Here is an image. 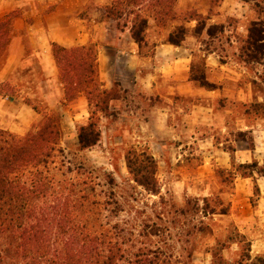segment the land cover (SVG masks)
<instances>
[{
  "label": "trees",
  "instance_id": "16d2710c",
  "mask_svg": "<svg viewBox=\"0 0 264 264\" xmlns=\"http://www.w3.org/2000/svg\"><path fill=\"white\" fill-rule=\"evenodd\" d=\"M206 1L207 16L196 8L181 10L180 0H111L105 7V15L119 30H129L140 49L150 43L152 21L161 28L178 23L168 35L167 43L181 47L190 33L187 23L196 22L192 31L195 37H201L206 29L210 37L219 29L223 31L218 25L207 28V21L219 12L224 0ZM240 1L250 4L257 0ZM14 16H19V12L0 20V62L12 40ZM259 25L255 22L250 26L242 47L248 61L257 60V52L264 45V27L260 29ZM51 49L63 86V101L74 103L82 96L87 99L91 115L79 127L78 141L81 151L93 149L102 139V118L114 117L111 110L120 100L119 85L109 90L100 80L99 52L95 45L66 48L53 43ZM192 79L206 85L204 67L197 62L192 67ZM15 94L16 87L11 83L0 84L1 96ZM25 103L42 120L25 136L0 129V264H176L172 255L154 243V238L161 234L157 223L143 227L140 239L147 242H142L136 240L133 232L127 239L126 228L112 225L109 217L106 219L113 198L97 195L94 183L81 177V169L67 166L62 147V115L33 104L31 99ZM259 108H264V103L255 105L256 112ZM237 139L253 142L251 149H254V139L248 132H239ZM236 151L233 146L228 148L232 157L230 168L216 170L223 186H233L238 178L254 179L255 174L264 177V167L258 162L238 163ZM126 163L135 183L150 195H160L158 164L152 155L140 154L132 148ZM110 181L113 185L114 180ZM255 194L260 195L257 184ZM196 201V211L204 217L229 216L232 212L231 205L219 193ZM237 236L245 238L240 232ZM255 264H264V256L256 258Z\"/></svg>",
  "mask_w": 264,
  "mask_h": 264
},
{
  "label": "crops",
  "instance_id": "0c3cea01",
  "mask_svg": "<svg viewBox=\"0 0 264 264\" xmlns=\"http://www.w3.org/2000/svg\"><path fill=\"white\" fill-rule=\"evenodd\" d=\"M194 1L180 0V9L183 4L184 10L192 8ZM110 2L111 0H0V20L19 12V16H14L12 21V40L8 46L6 61L0 70V84L11 83V77L18 69L29 66L37 59L44 77L50 83L58 85L63 98V86L51 49L52 44L57 43L66 48L93 44L99 52L100 80L109 90L119 85L124 94L122 103L128 110L130 109L131 114L139 117L140 111L144 109L143 105L149 102L145 108L146 112L150 110L154 116L149 120L146 119L149 115L144 117L146 127L151 124L153 129L157 126L171 128L174 131L183 129L194 140L195 134L207 131L208 136L202 140L197 139L199 141L196 145V149L201 150L202 163L198 168V175L203 180L215 179L218 168L228 169L231 166V154L225 144L218 140L221 133L248 132L254 139V149L246 142L237 140L227 142L236 148L237 162L240 164L258 162L259 165L264 162V120L260 119L253 124H241L242 120L238 119L239 112L235 111L241 103L244 108L250 105L245 114L250 112V108L256 114L255 105L264 103V98L257 97L255 93L254 86L258 79L247 74L249 67L263 65V62L242 58L238 62H223L216 57L215 52H206L201 59L206 81V85H202L201 82L192 79V67L198 57L187 47L191 39L199 38L192 34L196 22L186 24L190 33L181 47L167 43L168 35L179 25L174 23L163 29L160 41H156V44L149 43L140 49L129 30L123 32L114 21L106 19L105 7ZM249 7V4L240 0H224L220 12L228 16H212L207 21V28L219 26L225 17L246 12ZM206 8L207 10L199 11L207 16L209 6ZM237 18L246 25L241 26V31L245 32L246 40L243 42L245 44L250 26L259 21L253 20L251 16ZM157 27L154 21L150 23L149 36L152 28ZM204 35L209 36L207 29L201 37ZM150 44L153 53L146 55L144 50ZM240 51L242 52V47ZM246 81L247 85L244 84ZM83 99L87 101L86 97H80V100ZM182 100L189 101V106L185 109L178 104ZM227 104L231 107L227 108ZM41 120L42 116L31 106L15 97L0 95V129L25 136ZM191 145L189 142L174 146L189 150L192 148ZM252 179L236 180L235 202L232 207L235 225L244 234L249 232L252 219L243 216L244 213L238 212V209L246 208L247 211ZM261 188L262 201L259 205L260 211L258 210L256 214L264 212V186ZM259 225L264 228L263 223ZM252 244L257 247L254 249L257 256L264 254V235L258 236Z\"/></svg>",
  "mask_w": 264,
  "mask_h": 264
},
{
  "label": "rangeland",
  "instance_id": "374dc122",
  "mask_svg": "<svg viewBox=\"0 0 264 264\" xmlns=\"http://www.w3.org/2000/svg\"><path fill=\"white\" fill-rule=\"evenodd\" d=\"M249 5V10L246 12L234 13L225 17L224 21H220L222 24L219 27H223L224 32L219 29L213 37L204 35L197 39L193 38L187 43V47L197 54V65L200 66L206 52H215L216 57L223 62L248 59L240 51L246 40L241 26L246 27V25L242 24L237 16H251L253 20L260 22L261 29L264 27V0H257ZM206 6H209L206 0H195L192 8L204 11L207 10ZM184 7L183 4L181 10H184ZM212 16L228 15H224L219 9V12H215ZM247 23L249 24V20ZM163 29L167 28H152L150 43L156 44V41H160ZM262 47L259 49L261 53L257 52L256 61L263 62V65L249 67L247 74L258 79L254 86L255 93L257 97L264 98V48ZM144 53L146 55L153 53L151 44ZM5 61L6 58L0 62V70ZM11 78V85L16 87L14 97L17 100L25 103L26 99H31L33 104L62 115L64 134L62 147L67 155V166L81 169L83 174L81 177L94 183L97 195L113 198V205L106 219L109 217L112 225L120 224L126 228L127 239L131 238L130 232H133L136 240H141L139 233L143 227L157 223L161 234L160 237L154 238V243L172 255L176 264H255L256 258L264 256V254L257 256L254 253L257 247L252 244L258 236L264 235V228L259 225L264 224V212L256 214L258 210L260 211L261 186H264V178L260 174H255V178L251 180V197L247 211L246 208L238 209V212L244 213L243 216L252 219V226L247 234L236 227L232 212L229 216L204 217L196 211V199L203 200L206 196L219 193L232 208L236 195V183L233 186L232 184L223 186L216 175L215 179L205 180L198 175L202 160L201 150L196 149V145L199 140L208 136L207 131L195 134L194 140L183 129L174 131L171 128L158 126L153 129L151 124L146 127L144 117L149 115L146 118L149 120L154 116L150 110L146 112L145 108L149 102L143 105L144 109L140 111L139 117H134L130 109L128 110V107L122 103L124 94L121 92L120 100L111 110L114 117H103L101 120V142L93 149L81 151L78 129L89 121L91 115L87 101L79 98L74 103H65L58 85L46 80L37 59H34L29 66L18 69ZM120 91L117 88V92ZM178 104L185 109L189 106V101L182 100ZM166 105L169 106L168 103ZM248 106L244 108L240 103L238 109H235L239 112L237 113L238 119L242 120L241 124H253L260 119L264 120V108L258 109L256 112L258 115L254 114L252 108L248 114H245ZM170 107L173 108L171 105ZM226 107L231 106L227 104ZM237 137V132L221 133L218 140L229 148L232 145L227 142L238 140ZM189 142L192 143V148L189 150L174 146ZM246 144L251 146L253 142L248 141ZM132 148L140 154L146 152L155 156L158 164L156 173L160 186L159 196L150 195L132 180L126 163V156ZM260 166L263 168L264 162L260 163ZM111 178L114 180L113 185L110 184ZM256 184L260 189V195L255 194ZM190 201L192 203L187 204ZM237 232L243 234L245 238L238 237ZM141 241L147 242L146 239Z\"/></svg>",
  "mask_w": 264,
  "mask_h": 264
}]
</instances>
